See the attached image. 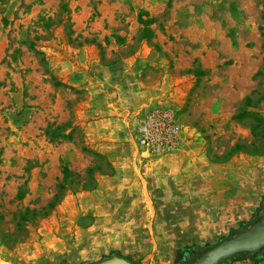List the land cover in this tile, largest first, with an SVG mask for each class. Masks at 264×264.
Masks as SVG:
<instances>
[{
  "label": "rangeland",
  "instance_id": "1",
  "mask_svg": "<svg viewBox=\"0 0 264 264\" xmlns=\"http://www.w3.org/2000/svg\"><path fill=\"white\" fill-rule=\"evenodd\" d=\"M260 115L264 0H0V264H192L264 212Z\"/></svg>",
  "mask_w": 264,
  "mask_h": 264
},
{
  "label": "water",
  "instance_id": "2",
  "mask_svg": "<svg viewBox=\"0 0 264 264\" xmlns=\"http://www.w3.org/2000/svg\"><path fill=\"white\" fill-rule=\"evenodd\" d=\"M264 248V212L228 239L206 250L192 264H219L235 255H252ZM94 264H132L126 258L113 255Z\"/></svg>",
  "mask_w": 264,
  "mask_h": 264
},
{
  "label": "crops",
  "instance_id": "3",
  "mask_svg": "<svg viewBox=\"0 0 264 264\" xmlns=\"http://www.w3.org/2000/svg\"><path fill=\"white\" fill-rule=\"evenodd\" d=\"M183 87H184V84L181 85L179 78H174L173 76H168L167 73H164V75L161 77V79L156 82V85L155 86H151L149 88H150V91H153V93H152V96L153 97H155V96H158L159 97L161 95H164V98L159 101V103H160V102H166V100L168 99V98H166V92H169V91L175 92L177 89L178 90H182ZM156 89H158V90H156ZM156 91H159L161 93L154 94V92H156ZM149 103H151V102H149ZM149 103L146 102V104H149ZM209 166L213 170H215V169L216 170H221V169H224L226 167L232 166V164H216V163H210ZM209 166H208V168H209ZM226 182H229L230 183V179L227 178ZM252 182H253V178L245 177V175H244L243 183H241V185H242V187L248 186V185H251ZM222 189H225V187L222 188ZM210 191H213V190L211 189ZM222 191H224V190H222ZM246 260L247 259L245 258V259H243L240 262L242 264H246V262H245Z\"/></svg>",
  "mask_w": 264,
  "mask_h": 264
},
{
  "label": "trees",
  "instance_id": "4",
  "mask_svg": "<svg viewBox=\"0 0 264 264\" xmlns=\"http://www.w3.org/2000/svg\"><path fill=\"white\" fill-rule=\"evenodd\" d=\"M146 29L147 30H145V32L146 31L147 32L150 31L148 28H146ZM250 103H252V98L250 96H247L244 99L242 106H240L238 108V112L235 115V117L237 119H242L243 117H245L246 114L249 113V112H247V110H245V107L251 106ZM258 124H260V128H259ZM250 129H251V132L253 133V135H259L260 137H264V115H260L259 122L257 124H254V125L250 124ZM235 147H236V145H235ZM260 151H264V148H262V150H260ZM212 161L217 162V161H220V160H212ZM106 167L108 169H110V164H109L108 160H106ZM100 171H102V170H100ZM66 172H67V170L65 171V173ZM256 253H258V252H256ZM256 253H254L252 255H241V254L240 255H235V256H232L231 258L227 259V260L222 261L221 263L229 261L230 259H233L235 257H243V258H247V259H252V258L255 257ZM221 263H219V264H221ZM132 264H134V263H132Z\"/></svg>",
  "mask_w": 264,
  "mask_h": 264
},
{
  "label": "built area",
  "instance_id": "5",
  "mask_svg": "<svg viewBox=\"0 0 264 264\" xmlns=\"http://www.w3.org/2000/svg\"><path fill=\"white\" fill-rule=\"evenodd\" d=\"M163 119L165 120V122H168L169 117H164ZM169 125H170V124H169ZM174 129H175V127H174Z\"/></svg>",
  "mask_w": 264,
  "mask_h": 264
}]
</instances>
